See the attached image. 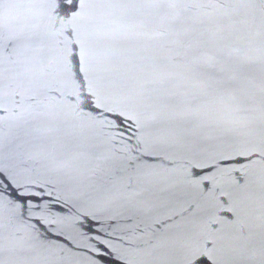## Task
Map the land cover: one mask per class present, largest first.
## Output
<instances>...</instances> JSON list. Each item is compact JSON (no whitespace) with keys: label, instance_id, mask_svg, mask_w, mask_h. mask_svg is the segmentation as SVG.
<instances>
[{"label":"water","instance_id":"water-1","mask_svg":"<svg viewBox=\"0 0 264 264\" xmlns=\"http://www.w3.org/2000/svg\"><path fill=\"white\" fill-rule=\"evenodd\" d=\"M0 264H264V0H0Z\"/></svg>","mask_w":264,"mask_h":264}]
</instances>
